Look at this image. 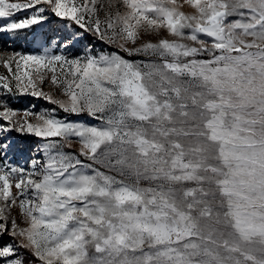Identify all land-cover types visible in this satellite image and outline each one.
I'll return each mask as SVG.
<instances>
[{
  "label": "snow or ice",
  "instance_id": "obj_1",
  "mask_svg": "<svg viewBox=\"0 0 264 264\" xmlns=\"http://www.w3.org/2000/svg\"><path fill=\"white\" fill-rule=\"evenodd\" d=\"M22 32L0 264H264V0H0Z\"/></svg>",
  "mask_w": 264,
  "mask_h": 264
},
{
  "label": "rangeland",
  "instance_id": "obj_2",
  "mask_svg": "<svg viewBox=\"0 0 264 264\" xmlns=\"http://www.w3.org/2000/svg\"><path fill=\"white\" fill-rule=\"evenodd\" d=\"M31 41H32V36L30 32H22L21 38L18 39L16 44L12 42L11 38L7 34H0V50L8 46H11L12 48H19L22 50L33 49L36 47V45L32 44ZM30 103H36L38 107L44 106L43 102L35 101L28 97L20 98L17 102H15V106L19 108H23L28 106Z\"/></svg>",
  "mask_w": 264,
  "mask_h": 264
},
{
  "label": "trees",
  "instance_id": "obj_3",
  "mask_svg": "<svg viewBox=\"0 0 264 264\" xmlns=\"http://www.w3.org/2000/svg\"><path fill=\"white\" fill-rule=\"evenodd\" d=\"M11 40H12V42H13V43H15V44H16V43H17V41H18V40H13V39H11Z\"/></svg>",
  "mask_w": 264,
  "mask_h": 264
}]
</instances>
